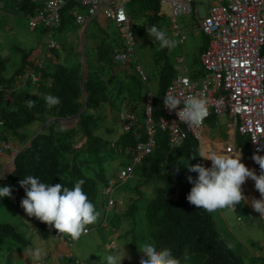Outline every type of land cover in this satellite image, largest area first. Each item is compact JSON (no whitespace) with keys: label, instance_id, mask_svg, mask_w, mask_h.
<instances>
[{"label":"trees","instance_id":"1","mask_svg":"<svg viewBox=\"0 0 264 264\" xmlns=\"http://www.w3.org/2000/svg\"><path fill=\"white\" fill-rule=\"evenodd\" d=\"M15 4L17 10L26 15L34 13L36 7L31 0H16ZM149 5L152 13L148 24L152 26L160 16V4L158 0H150ZM72 7L71 2L63 7L62 22L70 23L75 20V14L70 13ZM143 30L144 26H141L139 31ZM206 45L207 37L204 35L201 50ZM122 46L123 42L113 34L102 39L101 44L96 46L98 64L90 65L86 60V75L80 63H64L69 52L75 50H67L63 54L54 48L55 60L50 59L41 69L42 80L34 98H30L26 89L17 84L21 75L28 68L34 67V62L29 59L31 51L22 52L18 67L10 76L3 72L7 57L0 54V114L4 128L12 137L20 141L27 139L28 134L24 127L31 121L39 120L44 123L51 117L75 115L86 99V108L77 117L74 125L64 126L58 121L50 122L31 139L29 145L17 153L14 169L6 174L0 185L12 186L11 197L20 209L23 210L20 201L25 193L19 180L32 175L39 177L42 182L53 185L62 183L69 188L83 179L85 183L82 188L97 210L102 200L98 180L108 182L101 165L103 153L111 151L130 157L136 143L144 139L145 134L138 132L136 123H132L129 130L120 133L113 141L101 136V127L106 118L101 110L112 99L107 78L100 71L114 66L112 56ZM160 50L161 57L166 60L167 48ZM124 73V81L119 84L124 93L122 99L132 104V111L142 106L140 117L144 120L146 84L134 71L124 69ZM174 73L175 69L166 61L162 67L158 90L151 103L153 120H157L162 114V95ZM26 84L30 86L32 81L29 80ZM10 91L7 95L9 97H6ZM48 94L59 97L60 104L48 108L45 102ZM28 100L34 102L32 107L27 105ZM156 142L153 153L145 157L138 166L144 181L156 182L153 186L154 194L146 203V218L151 227L153 241L158 247L171 248L180 264H248L245 256L237 253L224 238L217 227L213 212L200 209L186 199L192 187L186 178L189 175L193 178L197 176V173L189 172L186 168L187 160L189 164H193L190 158L199 153L198 141L189 136L181 145H173L166 133L159 131ZM236 142L245 156V161L249 160L252 152L247 137L237 134ZM200 160L197 163H201ZM86 168H90L91 172ZM125 203L132 204L130 201ZM35 235L36 241L22 235L11 223L0 220V253L8 240H14L22 247L34 246L35 249L36 244L43 248L63 234L37 219ZM253 257V260L258 258ZM261 264H264V260Z\"/></svg>","mask_w":264,"mask_h":264},{"label":"rangeland","instance_id":"2","mask_svg":"<svg viewBox=\"0 0 264 264\" xmlns=\"http://www.w3.org/2000/svg\"><path fill=\"white\" fill-rule=\"evenodd\" d=\"M128 7L127 12L132 18L131 27L134 30L135 34V56L131 57L130 61L122 63L125 67H122L119 63L114 62V66L108 68V70L100 71L107 78V84L110 90V96L112 98L111 106V116L106 119L107 126H105V121L101 127V134L106 135L110 139H114L122 131L123 121L120 118V113L125 112V109L122 106V97L124 93L119 88V82L122 80L114 73L122 71V77H125L124 69L128 70L131 67V72H135L134 69L136 61L140 62L149 81L148 85L144 86V94L147 96L148 92H152V97L155 95L158 90V83L164 63L167 61L173 66L176 71L181 70L183 62L180 61V58L184 56L185 63L189 69L190 74L194 72H203V67L199 62V55L201 52V47L204 41V34L199 30L197 21L188 14L179 15L177 18L172 13L171 6L169 4H163L159 7V18L154 22L160 30L164 31L171 39L176 41V44L172 48H167L166 60L161 57V50L159 43L155 41L148 33V29L151 27L149 23V16L152 13V9L149 5L150 0H124ZM16 0H0V54L7 57L6 66L4 69V74L10 76L12 72L18 67L23 51H31L29 59L36 63L39 58L46 55L47 60L49 61L52 54L47 53L46 41L47 34L43 27L40 24L33 28L29 25L28 15L23 12H20L16 8ZM79 12L85 14L84 9H78ZM199 12L203 13V7L199 6ZM180 24L182 31L185 33L186 38L184 43H181L178 37L171 35V26L173 22ZM66 28L69 27L73 32V42L69 44V50L75 52H69L66 62L67 65L81 63L82 55H84V62L93 65L94 60L96 61V46L101 44L102 39L106 38L107 35L113 34L120 38L121 42L123 39L120 37L119 30L114 22L109 21L108 26L103 28L96 19H93L89 22L87 30L82 32L79 31L81 24L77 23L75 20L70 23L65 21ZM144 26L143 31H139V28ZM61 31L64 32V29H59L55 32L54 39L60 41ZM105 33L107 35H105ZM76 40V41H75ZM79 47V50L77 49ZM60 48V46H59ZM56 48V50L62 53L63 48ZM113 59V57H112ZM83 70L85 66H82ZM86 73V70H84ZM99 72V70H98ZM102 74V75H103ZM137 74V73H136ZM30 98H34L36 95L38 86L31 84L23 85ZM152 101V100H151ZM150 101V103H151ZM147 103V99H146ZM106 103L103 105L105 107ZM108 105V104H107ZM132 105V104H131ZM126 106V105H125ZM143 107L139 106L136 115L140 118V113ZM103 113L106 111L101 110ZM105 117L106 114H105ZM221 122H224V119H221ZM143 123V121H141ZM64 126H72L75 124V120L63 121ZM211 132L212 137H216L217 134L221 138L226 137L224 130H221L223 127L217 126L214 122H211ZM43 128L41 121H31L25 126V130L29 133L28 137L36 132L40 131ZM25 131V132H26ZM38 131V132H39ZM26 132V133H27ZM27 137V138H28ZM12 139V138H11ZM8 152H5L4 155L0 156V176L3 173L5 174L7 170L10 169L11 162L8 160L10 156ZM107 158H104L101 161L105 177L109 181L113 178L118 180V172L125 166V163L129 161L130 157H125L120 153H106ZM199 153L191 156L190 161L195 164L199 162L202 158L198 157ZM195 156V157H194ZM200 160V162H201ZM211 164V162L209 163ZM87 171H90V168H86ZM91 172V171H90ZM1 182V181H0ZM148 182H155L154 180L144 181L142 175H140L139 169H134L133 177L129 178L125 182L117 184L116 188L113 191V197L118 200L122 198L124 200L123 204H114L111 210H116L118 206L126 205V201H130L131 197L135 198L136 205L139 207L138 210L134 211L132 215H125L123 212L117 210L121 218L116 219L114 216H111V212L106 215V224L107 227H102L99 225L100 221L104 218L103 209L101 206L98 207L97 211L99 216L96 222L88 225L90 232L87 234H82L81 237L77 240L71 239L67 234H64V237H67L72 245L75 256L80 260L79 264H101L102 255L107 252H118L121 256H126L121 264H138V259L134 256V251H140V245L146 240H153L150 234L151 227L146 218V209L145 202L142 199L136 198V194H133L135 188L142 184ZM98 184L101 188L100 196L103 195L105 198L107 194L103 193V184L105 182L98 180ZM111 186L113 184L109 183ZM1 186V185H0ZM124 219V220H123ZM0 220L11 223L16 229L24 236L28 238H33L34 233L36 232V222L37 218L28 217L27 214L20 209L13 198L4 197L0 199ZM217 227L219 228V222L215 219ZM117 223V224H116ZM130 226L129 232L124 230L122 226ZM114 225V229L119 233V236L116 241H114L111 231V226ZM224 238H228L224 233H222ZM135 238L137 241L138 247L131 246V243ZM12 243V244H8ZM8 243L5 245L4 249L0 253V264H31L28 262L29 257L25 253L34 249L32 247H22L18 245L19 243L14 240H8ZM255 245V244H253ZM16 246L17 248H14ZM36 248H40L43 254L44 248L36 244ZM232 248L237 251L236 246L232 245ZM12 248V249H11ZM264 250V247H261V251ZM255 256V255H254ZM262 259V260H261ZM246 260V259H245ZM247 259L248 264H258L261 260V263L264 260V252L260 253V256L256 260ZM52 261L51 256L46 257L43 260V264H50ZM65 259H61L58 263L53 264H64ZM260 263V264H261ZM67 264H76L72 259L67 261Z\"/></svg>","mask_w":264,"mask_h":264},{"label":"built area","instance_id":"3","mask_svg":"<svg viewBox=\"0 0 264 264\" xmlns=\"http://www.w3.org/2000/svg\"><path fill=\"white\" fill-rule=\"evenodd\" d=\"M37 7L29 16V24L36 27L42 24L48 32L47 48L56 46L52 34L60 26L62 10L72 3L76 21L82 26L99 14L107 21L115 23L123 39L120 51L113 59L126 63L135 52V34L131 27L132 18L127 12L124 0H32ZM160 5L169 4L175 18L188 14L193 17L199 30L206 35L207 45L201 50L199 62L203 72L190 74L184 61L181 70L176 72L166 86L163 96L169 91L177 95H197L206 99L208 116L201 127H191L179 120L177 111L183 107L182 102L175 108L162 102L163 115L153 121L146 122L147 137L134 148L133 160L119 173L121 180L132 175L133 167L142 158L153 151L156 146L157 129L167 133L173 145H179L189 136L201 140L206 121L212 118L215 125L223 124L234 142L236 134L246 136L251 151L256 155H264V0H158ZM203 13L199 12V6ZM84 9L82 14L78 9ZM171 35L184 43L186 35L180 24L173 22ZM169 38H171L169 36ZM43 59L38 62L42 66ZM136 73L142 81L147 82L146 73L136 62ZM36 79L34 70L30 69L27 77ZM151 92L147 96L150 97ZM149 105L147 107L150 115ZM123 119H133L134 115L125 113ZM224 119V122H221ZM3 124L0 118V125ZM127 128V126H125ZM1 147H7L1 140ZM1 151V150H0ZM110 190V189H109ZM111 203L112 201L109 200Z\"/></svg>","mask_w":264,"mask_h":264},{"label":"clouds","instance_id":"4","mask_svg":"<svg viewBox=\"0 0 264 264\" xmlns=\"http://www.w3.org/2000/svg\"><path fill=\"white\" fill-rule=\"evenodd\" d=\"M36 7L34 10V13L36 11ZM34 13L28 14V20H29V16L33 15ZM70 13L75 14L76 12L72 10ZM74 19L76 21V17ZM89 22L85 24L84 26L81 25L82 32L86 31V28ZM62 24L63 22L61 19L59 28L55 30L52 34L53 39H54L55 32L58 31L59 29H62ZM40 26L44 28L47 34V41H48L47 29L42 24H40ZM36 27H33V28H36ZM148 33L152 37H154L155 41L159 43V47L161 49H164V48L170 49L174 47L176 44L175 40L169 38V36L164 31L160 30L156 25H152L148 29ZM47 41H46V48H47ZM55 41H56V46L50 49L47 48V53H50V54L52 53V55H55L53 52V49L59 48L58 41L57 40ZM114 54L112 57H114ZM52 55L50 56V59L54 60L55 57L53 58ZM82 57L84 60V55H82ZM41 59H43L42 66H39L38 62ZM46 60H47L46 55L39 58V60L36 63H34V67L28 68L21 75V77L17 80V84L21 87L23 85H26L27 81L31 80L32 84L39 86V83L42 80L41 69L46 65L47 63ZM113 62L122 64L118 61H115L114 59H113ZM82 66H85V70H86V63L85 65H82ZM30 69L34 70L36 79H33L31 76L27 77V73ZM176 72L178 71L175 70V73ZM197 73L199 72H194L192 74L197 75ZM145 84L148 85L149 87L148 78ZM9 93H11V91L6 94V97H9L7 96ZM151 97H152V92H151L150 97L146 96V99H147V103L145 102L146 117L144 120H142L141 117L138 118L136 115L137 110L132 111L130 108L131 105L123 100L124 101L123 108L125 109V112L120 113V118L123 121L121 133L123 131L129 130L132 123H136L138 132L140 134H143V133L145 134L144 139L139 140L136 143V145L141 141H145L147 137L146 122L148 120V117H150L151 120H153L151 117V103H152L151 100L153 99H151ZM163 100L166 106L169 108H175V106L178 103L182 102L183 107L179 109L176 114L179 117V120L186 122L191 127H196V128L201 127L204 123L205 118L208 116L207 101L206 99L201 98L200 96H197V95L182 96V95H177L172 91H169L166 95L164 96L162 95V102ZM45 102L48 108H52L60 104V98L55 95L48 94L45 97ZM106 104H109V102H107ZM27 105L29 107H32L34 105V102L31 100H28ZM148 105L150 106L149 107L150 115H148V110H147ZM125 113L134 115V118L130 120L123 119L122 115ZM162 115H163V112L160 115V117ZM109 117H106V118L108 119ZM0 118L3 121L1 114H0ZM106 118H105V123L107 122ZM72 120H75V123H76L77 117L76 119H72ZM157 120H153V121H157ZM208 120H212V118L207 119L206 124L208 123ZM35 121H39V120H35ZM141 121H143V123H141ZM58 122L62 124V122L60 121ZM44 123L42 124L44 125ZM125 126H127V128H125ZM24 130H25V127H24ZM42 130H40V132ZM38 131H36L32 136L30 134V136L24 141H20L17 138L12 137L10 133L4 128V121H3V124L0 125V141L5 140L8 146L1 147L0 145V150H1L0 156L4 155L5 152H8L9 153L8 155L10 156L8 160L11 162V165H10V169L7 170L5 174L4 173L2 174L4 176L3 177L0 176V181L4 179V177L6 176L8 172L14 169L15 164L13 162V158L16 157L17 153L20 150H22L24 147L29 145L31 139H33L39 133ZM159 131L164 132L163 130L157 129L155 133V140L157 139V133ZM27 134L29 133L27 132ZM202 135H203V131H202ZM101 136L104 137L105 139H109L113 141L117 139L119 134L114 139H110L104 134H102ZM11 138L14 140H17L16 147L11 148L10 143H9V140ZM196 140L198 141V146H200L198 157L211 161V165L209 167H205L202 164V160H201V163L189 164L187 160L186 168L188 169V171L197 173V176L195 178H193L191 175L187 176L186 178L187 181L192 185L190 191L186 195L187 201L190 204L195 205L198 208L206 210L208 212H214L217 209H225L229 207L232 210H234L237 204H240L242 201H245V196L242 191V185L245 182L246 178H251L255 182L254 187L259 191L260 197H261L260 199H253L251 202V206L255 212L260 213V216H264V155H256V154H253V152L251 151L252 152L251 158L255 161V163L257 164L258 170H259V175H256L252 170L246 167L244 163L241 162L242 154L240 153V151L238 152L237 150L238 153L235 151L225 152L219 145L214 146L207 141L203 142V136L201 137V140H198V139ZM235 140H236V137H235ZM232 143L234 145L235 142L232 141ZM136 145L134 146V148L136 147ZM156 146H157V142H156ZM134 148L131 150V156H130L129 161L125 163V166L122 169H124L128 165V163H130L133 160V155H134V150H135ZM155 148L153 149V151L155 150ZM250 150H251V147H250ZM153 151L151 153H153ZM108 152H111V151H108ZM108 152L103 153L102 159L107 158L106 155L108 154L106 153ZM112 153L116 154L115 152H112ZM151 153L146 154L142 158L141 162L139 164H136L133 167L132 175L128 177L126 180H121L119 178V173L122 170L121 169L117 174L118 180L113 178L109 181L108 179V182L103 184V193L107 194V197L105 198V196L101 195L102 200L99 203L100 204L99 206L102 207L103 213H104V218L99 223L100 226L107 227L106 215L111 211V208L114 204L124 203L123 199L119 198L118 200H116L113 197V191L116 188L117 184L121 182H125L129 178L133 177L134 169L138 168V166L142 163L145 157H147ZM178 169L179 167H177V170ZM84 183L85 181L83 179H80L74 183L73 187L69 188L62 183H56L53 185L48 182H42L40 178L37 176H32V175L26 176L25 178L19 180V184L24 189V193H25L24 197L20 201V206L23 208L24 212L27 214L28 217H35L39 221L44 222L47 225L54 228L55 230H57L58 233L63 234L62 236L55 239L54 241L60 238L62 240L64 239L65 241H67L68 246L72 248L70 240L67 237H64V234L69 235L71 239L73 240L79 239L82 234H87L90 232V228H88L87 226L96 222L99 216V212L96 210L95 205L89 199L88 194L82 188V185H84ZM109 183L113 184V186H111ZM155 183L156 182L142 183L137 187V190H139L142 186H146V185H151V189L153 190V186L155 185ZM11 193H12L11 185L0 186V199H3L4 197H10ZM109 200H111L112 202L110 203ZM146 203H145V209H146ZM134 204L135 203H133V205ZM111 231H112L113 239L114 241H116L119 236V233L116 230H114L113 227H111ZM35 237L36 235L34 233V237L31 239L36 241ZM54 241L52 243H54ZM52 243H49L45 247H43L45 249L43 250V255H42L40 248H35L25 253V255L31 256L32 259H30V263L31 264H43L42 263L43 260L48 256H51V259H52L50 264H53L55 262L58 263L64 257H68L72 259L76 264L80 263V260L75 256V254L70 252L69 255L67 256L64 253L57 251L53 247ZM8 244H11V243H8ZM140 248H141V250L139 251L141 252L140 253L141 263L140 264H180V260L173 255L171 248L158 247L157 244L153 240L144 241L140 245ZM143 253H146L147 255H142ZM126 256H121L118 252L113 253L109 251L106 254L100 256L101 264H121L122 260Z\"/></svg>","mask_w":264,"mask_h":264},{"label":"crops","instance_id":"5","mask_svg":"<svg viewBox=\"0 0 264 264\" xmlns=\"http://www.w3.org/2000/svg\"><path fill=\"white\" fill-rule=\"evenodd\" d=\"M96 21L103 27H107L109 21L105 19L104 16L99 14L96 18ZM78 23V22H77ZM62 29H64V32L61 31V38L60 41H58V45L60 48H63V54L64 51H67L70 48L69 44L72 43L74 40L73 32L69 27L66 28L65 22L62 24ZM87 30V28H86ZM79 31H81L82 35V27H80ZM106 35V34H105ZM76 41V40H75ZM79 50V47L77 48ZM75 50V49H74ZM52 54V53H51ZM54 58V55H52ZM55 60V58H54ZM98 62L94 60L93 65H97ZM122 67H125V65L120 64ZM128 70H132L131 66ZM118 75L121 80L124 81V76L122 77V71L114 73L115 75ZM120 84V82H119ZM112 99V98H111ZM111 102L109 104L105 105L106 111L104 114H106L107 117L111 116ZM124 105V101L122 103V106ZM105 107L102 110H105ZM107 119V118H106ZM211 122L212 120H208V123L205 125L203 129V142L207 141L212 145H219L225 152H231L240 151L241 155V162L245 164L246 167H248L250 170H252L256 175H259V170L257 167V164L255 161L250 157L249 160L245 161V156L242 153V150L240 149L239 145L237 144L236 140L234 141V145L232 143L231 135L227 131L226 127L222 128L221 130H224L226 133L225 138H221L219 134L216 135V137H212L210 135L211 132ZM107 122L105 123V126ZM220 127H223L224 125H219ZM10 146L16 147L17 146V140L10 139L9 140ZM200 147V146H199ZM236 149V150H235ZM237 152V153H238ZM211 161L203 159L202 164L205 167H209L211 164H209ZM254 181L251 178H246L245 182L242 185V191L245 196V201H242L240 204H237L232 210L230 207L225 209H217L213 212L215 219L219 222V229L222 233H224L228 238L227 241L229 242L230 246L235 245L237 249V253L244 255L245 259H254L255 256H260L261 247H264V216H260V213L255 212L251 206V202L253 199H260V193L259 191L254 187ZM133 194H136V198L142 199L145 203L147 202V199H149L153 195V190L151 189V185L142 186L139 190L133 191ZM122 199V198H120ZM136 199L131 198L130 202L132 204H127L118 206L116 210H111V216H114L116 219L121 218L119 212H123L125 215H132V213L139 209V207L135 203ZM133 203H135L133 205ZM124 220V219H123ZM117 224V223H116ZM122 226L124 227V230L126 232H129L130 226H124L122 223ZM111 227L114 228V225ZM115 230V229H114ZM12 244V243H11ZM53 247L60 251L67 256L70 252L74 254L73 248H70L67 244V241L61 238L54 241ZM51 244V245H52ZM255 244V245H253ZM131 246L138 247L137 241H135V238H133V241L131 243ZM14 248H17L16 246H13ZM232 247V246H231ZM12 249V248H11ZM141 252L134 251V256L138 259V264L141 263ZM43 255V254H42ZM29 257L28 262H30L31 256L27 255ZM65 259L64 264H67L68 260H71L68 257H64ZM249 260V261H252Z\"/></svg>","mask_w":264,"mask_h":264},{"label":"water","instance_id":"6","mask_svg":"<svg viewBox=\"0 0 264 264\" xmlns=\"http://www.w3.org/2000/svg\"><path fill=\"white\" fill-rule=\"evenodd\" d=\"M81 63H82V65H85L83 57L81 58ZM85 75H86V73H85ZM85 108H86V99H85V102H84V105L82 106V108L75 115L70 116V117H51L44 123L42 129L46 128L50 122H54V121H57V120L60 121V122H63V121H69V120H72V119H76V117H78L80 115V113L82 111H84ZM14 159H15V157L13 158V162H14Z\"/></svg>","mask_w":264,"mask_h":264},{"label":"bare ground","instance_id":"7","mask_svg":"<svg viewBox=\"0 0 264 264\" xmlns=\"http://www.w3.org/2000/svg\"><path fill=\"white\" fill-rule=\"evenodd\" d=\"M204 136V135H203Z\"/></svg>","mask_w":264,"mask_h":264}]
</instances>
